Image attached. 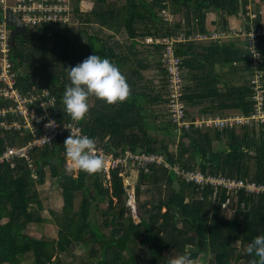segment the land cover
<instances>
[{
	"label": "trees",
	"instance_id": "obj_1",
	"mask_svg": "<svg viewBox=\"0 0 264 264\" xmlns=\"http://www.w3.org/2000/svg\"><path fill=\"white\" fill-rule=\"evenodd\" d=\"M81 2L73 0L72 6L84 27L79 31L86 36L84 42L53 31L51 25L40 27L39 34L29 40L18 36L20 46L16 43L12 48V57L19 59V83L24 88L50 87L58 95L59 119L73 120L62 99L64 88L71 83L67 67L93 52L111 58L126 76L130 96L113 103L90 96L89 112L77 122L109 151L130 148L161 153L172 167L150 163L148 170L139 165L115 168L110 179L103 169L92 173L78 169L75 173L67 164L66 135L33 149V167L25 158H19L14 166L0 163V264H21L30 254L36 264H67L62 254L79 247L85 252L81 257L86 264H168L170 257L185 250L191 251L196 264L207 260L212 264H252L254 254L246 248L257 234L264 233V193L238 190L230 204L233 215L225 216L224 187L214 197L213 184L188 182L173 166L264 182V124L192 127L179 134L176 150L163 142L158 146L151 130L178 134L167 108L166 44L142 42L147 36L208 32V11L238 14L241 0H95L96 7L91 10ZM164 10L175 18L165 19ZM93 23L110 30V40L120 34L127 42L110 41L88 30ZM248 45L230 39L175 43V54L182 59L183 100L189 115V108L198 104H203L198 108L200 114L230 108L247 114L253 110L254 72ZM258 47L264 58L263 35L258 36ZM146 70L152 75L146 76ZM15 135L0 133V152L7 141L15 142ZM29 137L27 133L24 136ZM47 171L63 197L62 209L50 210L58 228L53 239L27 231L30 224L47 220L39 190ZM134 173L137 179L133 185ZM151 183L166 188V196L157 202L141 200L144 185ZM93 209L99 211L96 217Z\"/></svg>",
	"mask_w": 264,
	"mask_h": 264
},
{
	"label": "built area",
	"instance_id": "obj_2",
	"mask_svg": "<svg viewBox=\"0 0 264 264\" xmlns=\"http://www.w3.org/2000/svg\"><path fill=\"white\" fill-rule=\"evenodd\" d=\"M251 1V0H249ZM73 0H0V133H17L19 140L14 143H6L4 150L0 152V163L15 165L19 158H25L33 167L32 151L36 147L51 144L59 137L70 134V128H81L84 126L74 120L59 119L58 95L48 86L24 88L19 83L21 69L17 67L12 57L11 36L13 26L7 22V10H12L19 15L28 29L47 25L69 26L80 23L78 13L73 11ZM248 7V5H247ZM165 19L172 20L175 16L164 10ZM264 35L263 29L251 30L248 32V48L250 50V62L253 70L251 84L254 90L253 110L246 113L231 115H207L192 117L188 114L186 104L183 100L184 80L182 76V59L175 54L174 45L176 42L188 41H211L223 38L225 33L221 30L208 32L194 31L186 34L181 31L171 37L147 36L145 43H164L165 62L168 72V103L167 108L175 130L180 134L183 130L195 128H233L241 125L264 124V58L258 47V36ZM49 119H55L54 125L45 126ZM30 137L25 139V134ZM24 138V139H23ZM98 152L105 155L106 161L103 171L108 179L111 178V171L115 168L121 170L139 165L145 170L149 169L150 163L164 164L172 167L161 153L133 151L130 148L123 150L109 151L106 146L96 142ZM67 164H72L67 157ZM74 171L79 168L70 167ZM173 169L188 182L198 184H213L216 197L220 187L226 189L227 198L222 202L223 210L232 209L230 204L232 196L240 189L250 193H264V182L254 180L236 179L224 174H205L200 170H187L180 165L173 166ZM123 172H121L122 174ZM36 177V175H34ZM233 210V209H232ZM234 212V210H233Z\"/></svg>",
	"mask_w": 264,
	"mask_h": 264
},
{
	"label": "clouds",
	"instance_id": "obj_3",
	"mask_svg": "<svg viewBox=\"0 0 264 264\" xmlns=\"http://www.w3.org/2000/svg\"><path fill=\"white\" fill-rule=\"evenodd\" d=\"M71 83L63 90L62 99L64 110L73 120H83L89 112L90 96L106 100L108 103L124 101L131 94V87L120 66L107 56L96 52L91 53L81 62L67 67ZM55 119H49L46 127L55 124ZM70 128L66 137L65 152L72 164L70 167L87 172L102 170L106 157L98 152L96 139L82 132L79 127ZM246 251L254 254L252 264H264V233L257 234L247 245ZM168 264H196L191 251L185 250L169 258Z\"/></svg>",
	"mask_w": 264,
	"mask_h": 264
},
{
	"label": "rangeland",
	"instance_id": "obj_4",
	"mask_svg": "<svg viewBox=\"0 0 264 264\" xmlns=\"http://www.w3.org/2000/svg\"><path fill=\"white\" fill-rule=\"evenodd\" d=\"M112 2V0H110ZM84 6L86 7L87 10H91L96 7V2L95 0H82ZM178 18V16H177ZM85 26V25H84ZM91 26V27H90ZM90 26H88V30L92 32H98L102 37L105 39L110 40L108 37L111 33L110 30L106 28H101L97 23H93ZM80 29H84L79 23H75L73 25H69V28L67 30L66 35L70 37L73 41L75 42H84L86 40V36L84 33H80ZM115 41V40H121L123 43L127 42V39L123 35H115L114 38H112L110 41ZM18 46H20L19 40L16 42ZM32 44H28L27 47H31ZM13 59L16 63H18V56L15 55L13 56ZM144 74L146 76L152 75V72H148L147 70L144 71ZM161 120L160 117H158L157 122ZM151 133L158 139V146H161V142L167 143L170 147L171 150H176L178 146V141H179V133L175 136H173L170 133L164 132L162 129H157V130H151ZM217 146V144L215 145ZM76 173V171H75ZM137 173L133 174V185L136 182V175ZM132 185V186H133ZM39 190L41 192L42 199L45 204V209L43 211V216L47 218L43 223L41 224H30L27 228L28 232L33 233L37 237H44L46 239H53L57 237V231L58 228L56 224L51 220V214L50 210L55 209L60 211L63 206V197L61 193L60 187L55 183V180L51 178L50 172L47 171V177L46 181L44 184L39 185ZM144 192L141 196V200L143 201H149L150 199H153V201L157 202L160 199H162L164 196H166V188L165 186H161L159 184H147L144 185L143 188ZM139 213V211L137 210ZM99 211L93 209V215L96 217L98 215ZM223 214L225 216H232L233 215V210L228 209V210H223ZM138 218V217H137ZM97 219V218H96ZM239 245V243H238ZM138 248V249H137ZM137 250L144 251L145 247H139L136 246ZM83 249L81 247L79 248H74L70 251H66L65 253L62 254V257L64 259V262L67 264H71L74 262V264H86L85 259L81 257L83 253ZM211 257V255L209 256ZM200 261V259H198ZM21 264H36L33 255H28L26 258L23 259ZM205 264H212L210 260H207Z\"/></svg>",
	"mask_w": 264,
	"mask_h": 264
},
{
	"label": "crops",
	"instance_id": "obj_5",
	"mask_svg": "<svg viewBox=\"0 0 264 264\" xmlns=\"http://www.w3.org/2000/svg\"><path fill=\"white\" fill-rule=\"evenodd\" d=\"M240 4H241L240 5L241 9L238 14H229L223 10L219 12L215 10H210L206 13L205 21L208 31L221 30L225 33L226 36L218 40H226V39L235 40L241 46H245L249 40L247 36L249 31L253 29L256 30V29L264 28V0H251V1L241 0ZM81 5L83 6V8L86 9V7L84 6L85 4L82 3ZM68 27L69 26L65 27L63 25H56V26H52V30L67 33ZM142 42L145 43L143 40ZM237 77L238 74L235 75L236 79ZM230 78L234 79V76L231 75ZM202 106L203 104H198L193 108H189L190 116L192 117L204 116V115L207 116L210 114L224 116V115H231L237 113L239 114L244 113L242 111H239L238 109L230 108L215 112H209L207 114H200L198 113V108ZM258 124H262V123H258ZM18 140L19 138L15 136V142H17ZM6 143L9 142L7 141Z\"/></svg>",
	"mask_w": 264,
	"mask_h": 264
},
{
	"label": "water",
	"instance_id": "obj_6",
	"mask_svg": "<svg viewBox=\"0 0 264 264\" xmlns=\"http://www.w3.org/2000/svg\"><path fill=\"white\" fill-rule=\"evenodd\" d=\"M7 22L13 26L11 44L16 47V39L18 36L25 37L27 35H38L39 30L36 28L28 29L20 16L15 14L12 10H7ZM225 22V20H224ZM212 263V260H211Z\"/></svg>",
	"mask_w": 264,
	"mask_h": 264
},
{
	"label": "flooded vegetation",
	"instance_id": "obj_7",
	"mask_svg": "<svg viewBox=\"0 0 264 264\" xmlns=\"http://www.w3.org/2000/svg\"><path fill=\"white\" fill-rule=\"evenodd\" d=\"M30 37H31V35H27V36L24 37V40H29ZM17 40H18V37H17L16 41Z\"/></svg>",
	"mask_w": 264,
	"mask_h": 264
}]
</instances>
